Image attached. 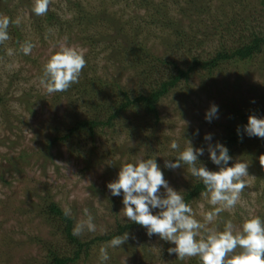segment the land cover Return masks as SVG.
Returning <instances> with one entry per match:
<instances>
[{"label": "rangeland", "instance_id": "374dc122", "mask_svg": "<svg viewBox=\"0 0 264 264\" xmlns=\"http://www.w3.org/2000/svg\"><path fill=\"white\" fill-rule=\"evenodd\" d=\"M11 1L16 4L14 11L2 12L0 0V15L11 19L20 36L34 47L24 55L20 51L23 43H18L16 48L13 37L9 36L7 41L0 43V264H46V251L52 245L63 250L68 248L62 236L57 235L56 227L39 214L40 206L49 200L63 212L71 210L67 216L73 220V228L86 219L83 209H88L96 228L92 232L81 231L77 237L82 241L110 234L116 230L117 224L130 222L124 215L122 195L112 196L106 186L116 178L119 167L124 163L154 157L168 185L181 191L182 195L186 185L192 181L189 167L169 169L164 167L165 161L173 162L187 147V142L193 149H203L200 156L206 155L209 147L218 142L225 126L238 120L237 112L264 105L263 52L251 61L226 65L212 77L193 76L188 82L181 83L161 100L159 119L153 125L149 124L146 131L139 123L141 115L130 109L115 121L112 129L101 130L95 139L80 135L46 152L45 139L57 135V131L61 135L67 134L72 115L82 102L77 101L79 95L75 90L69 94V102L66 97L59 98V92L49 94L45 90L40 78L47 60L61 46L75 47L83 53L86 61L78 82L87 76H96L107 83L119 84L132 92L131 97H135L141 90L140 78L135 77L133 70L119 68L109 53V47L114 38L127 36L128 28L136 26L137 18L145 17V14L137 9L134 0H79L82 12L98 19L97 28L105 27V19L129 22L127 26L117 25V30L122 29L120 33H116V29H100L98 32L107 34L108 41L100 42L98 46L95 42L93 48L92 41L86 36L85 22L74 24L77 20L82 23V17L74 16L76 8L70 6L68 0H50L47 12L63 20L74 16L76 21L70 23V31L58 23L51 25L45 22V14L35 15L32 11L34 0ZM172 1L164 3L169 5L170 14L179 18L178 14L175 15L178 6ZM184 1L175 0L179 4H184ZM214 3L212 0L213 6ZM224 12L229 14L227 8ZM191 20L184 19L183 25H193L195 29L201 27L200 31L209 35V42L198 50L203 57H208L220 39L225 41V36L219 37L213 27L208 26L217 20L202 17L206 25L201 26L196 18ZM220 22L227 25L225 20ZM10 25L8 35L11 33ZM168 34L165 29L148 32L146 37L149 45L153 46L154 55L168 54V60L180 64L189 61L185 50L175 51L170 56L165 45L168 39L172 44L174 37ZM233 34L238 37V27L233 29ZM9 49H12L11 55L8 54ZM202 50H205L203 54L200 53ZM155 67L159 73L168 68L159 64ZM73 87L76 86L69 88ZM70 102H77V105L69 106ZM211 105L218 106L219 110L216 118L208 122L205 112ZM206 134L211 136L210 140L204 139ZM251 138L235 149L231 160V166L239 161L248 163L249 176L244 178L247 187L241 192L237 205L222 211L206 225L207 228L222 231L224 222L231 220L234 230L238 231L244 220L251 216L264 220V138ZM173 141L179 145L177 150L170 148ZM163 192L161 188L160 193ZM190 206L194 218L202 223L204 214L213 207L202 195ZM157 211L154 209L153 213ZM127 234L128 239L121 248L108 247L109 242L95 243L88 259L82 258L77 264H101V247H106L109 255L104 264H187L194 258L180 259L175 253H169L168 249L174 245L156 234L147 236L143 226Z\"/></svg>", "mask_w": 264, "mask_h": 264}, {"label": "trees", "instance_id": "16d2710c", "mask_svg": "<svg viewBox=\"0 0 264 264\" xmlns=\"http://www.w3.org/2000/svg\"><path fill=\"white\" fill-rule=\"evenodd\" d=\"M19 1L21 2V0ZM134 1H136L137 9L143 11L145 17L139 16L137 18V21H135L136 26L128 28L127 31H130L127 32V36L114 38L109 47L111 48L109 53L118 63L119 68L135 72V77L140 78L139 88L141 90L136 93L135 97H131L132 92L126 91L117 83H107L96 76H87L81 83L77 82L72 85L76 87L59 92V98L61 96L66 97L69 102V94L75 90L76 94L79 95L77 101L82 102L80 105H77V102H70L69 106L77 105V111L72 115L73 120L67 134L61 135L57 131V135L54 134L55 136L46 138L44 141L46 152L80 135H84L90 140L95 139V136L101 130L112 129L115 126V121L130 109L141 115L139 123L142 125V130L146 131L149 124L153 125L159 119L158 106L161 100L176 90L181 83L188 82L193 76L212 77L213 73L222 70L226 65L251 61L264 52V0H215L214 6L211 4L212 0H185L184 4H179L173 0L172 4L178 6L175 15L178 14L179 18H175L170 14L169 5L165 4L167 0ZM1 3L2 12L14 11L15 1L6 0L4 2L1 0ZM68 3L76 8L74 16L80 15L82 23L76 21L74 16L70 20H63L49 14V12L45 13V22L51 25L58 23V25L66 27L68 31L72 29L69 26L72 21H76L74 22L75 25H81L85 22L87 35H83L90 38L93 43L91 47L93 48H95V45L98 46L100 42L105 43L108 41L106 39L107 34L98 32L100 29L106 28L111 31L116 29L115 32L120 33L122 29L117 30V25L127 26L129 24V22H113L105 19V27L100 26V28H97L98 19L95 18L96 16L82 12L83 7L79 0H68ZM225 8L229 10V14H225ZM202 17L210 18L212 21L217 20L215 23H209L208 26L213 27L219 37L225 36V41H223V38L220 39L218 46L213 49V53L208 57H203L198 50L206 46L204 43L209 42V35L205 34L204 31H200L201 27L195 29L192 27L193 25H183L184 19H189L192 22V18H196L200 26L201 24L206 25ZM9 20L12 27L9 36L15 39L13 45L17 48L18 43H24L26 40L20 36L19 30L14 27L11 19ZM222 20L227 21V25L220 22ZM235 27L239 28L240 34L238 37L233 34ZM153 29H165L169 32L168 35L174 37L172 44L168 39L165 45L170 56H173L176 53L175 51L185 50L186 59H189V61H183L180 64L178 61L168 60V54L160 57L154 55L153 46L149 45L148 37H146L148 32ZM202 30H204V26ZM145 31H147L146 34ZM152 37L154 38V36ZM200 37L204 39L201 40ZM226 40L229 41V44L226 43ZM95 42L97 43L94 45ZM204 51L202 50L200 53L203 54ZM155 64L166 65L168 68L166 71L159 73L158 70H155L157 69ZM81 113L82 115H80ZM237 114L238 120L225 126L217 142L228 149L231 160L234 157L235 149L245 145L248 140L252 139L244 132L247 118L250 115L264 118V105L253 106L246 112H237ZM197 159V167L200 163L210 171L217 170V165L211 162L208 152L204 156H198ZM231 160L228 163L229 167L231 166ZM181 166L189 167L183 162H181ZM191 178V183L186 185L182 193L184 202L189 205L205 191L200 179L192 175ZM262 191L264 195V190ZM39 214L45 218L48 224L56 227L57 235L62 236L68 246L64 250L53 245L47 249L46 264H77L82 258H84L83 260L88 259L91 255V246L95 243L109 242L115 236L142 227L131 221L117 224L116 230L110 234L95 236L88 241H82L79 237L73 235V220L55 202L49 200L43 203L39 208ZM187 264H201V261L198 257H194L188 260Z\"/></svg>", "mask_w": 264, "mask_h": 264}, {"label": "clouds", "instance_id": "9594fccd", "mask_svg": "<svg viewBox=\"0 0 264 264\" xmlns=\"http://www.w3.org/2000/svg\"><path fill=\"white\" fill-rule=\"evenodd\" d=\"M50 0H34L32 11L37 16L44 15L49 9ZM10 20L0 15V43L9 39L8 27ZM34 45L25 41L20 48L24 55H28ZM12 54V49L8 50ZM86 61L83 53L72 46H61L47 60L44 65L40 84L49 93L63 92L78 82ZM218 106L211 105L205 112V120L211 122L216 118ZM244 132L248 136L264 138V118L250 115ZM205 140L211 136L206 134ZM179 145L173 141L172 150ZM203 155V149H193L190 142L187 147L175 157L173 162L165 161L164 167L175 169L181 167V162L189 166L193 177L200 179L205 187L201 193L207 198L208 204L213 206L211 211L204 214V222L194 218L192 208L184 202L181 191L174 190L164 179L163 172L153 158L139 159L132 163H124L119 167L116 178L106 186L112 196L122 195L125 217L133 223L146 229V235L159 236L163 241L174 245L168 249L176 257H199L201 264H264V220L259 216H251L244 220L239 230H234L231 220L224 222L223 230L207 228L222 211L234 208L240 200L241 192L247 187L245 177L248 163L239 161L228 166L231 160L228 149L217 143L209 147L208 156L216 171H210L199 163L198 156ZM163 188V194L160 189ZM154 209L159 211L153 213ZM70 209H65L69 215ZM86 219L73 228V235L79 236L81 231H95L93 217L88 209H83ZM204 235H201V233ZM200 237V238H197ZM128 234L113 237L108 247L121 248L126 242ZM239 248L240 251L235 250ZM106 247L99 249L101 264L108 261Z\"/></svg>", "mask_w": 264, "mask_h": 264}]
</instances>
